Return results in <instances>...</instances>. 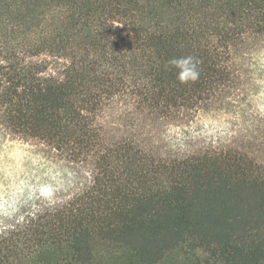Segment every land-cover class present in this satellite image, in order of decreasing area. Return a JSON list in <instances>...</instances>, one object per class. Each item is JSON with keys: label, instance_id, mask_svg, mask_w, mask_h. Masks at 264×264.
Listing matches in <instances>:
<instances>
[{"label": "trees", "instance_id": "trees-1", "mask_svg": "<svg viewBox=\"0 0 264 264\" xmlns=\"http://www.w3.org/2000/svg\"><path fill=\"white\" fill-rule=\"evenodd\" d=\"M261 44L264 0H0V127L74 169L3 217L0 264H264V114L228 145L159 138L238 101Z\"/></svg>", "mask_w": 264, "mask_h": 264}, {"label": "rangeland", "instance_id": "rangeland-1", "mask_svg": "<svg viewBox=\"0 0 264 264\" xmlns=\"http://www.w3.org/2000/svg\"><path fill=\"white\" fill-rule=\"evenodd\" d=\"M250 80L238 101L217 102L198 111L186 122L162 126L160 140L166 152L180 154L211 145H228L248 136L252 117L264 114V44L247 64ZM264 161V150L252 151ZM74 169L56 154L25 141L0 127V223L5 216H20L42 200H56L73 177ZM193 251L168 252L164 264H184Z\"/></svg>", "mask_w": 264, "mask_h": 264}, {"label": "clouds", "instance_id": "clouds-1", "mask_svg": "<svg viewBox=\"0 0 264 264\" xmlns=\"http://www.w3.org/2000/svg\"><path fill=\"white\" fill-rule=\"evenodd\" d=\"M197 63L198 61H196L192 56L174 58L169 61L171 66L181 69V72L178 74V78L182 82L186 77H190L193 80L197 78L199 75L196 67Z\"/></svg>", "mask_w": 264, "mask_h": 264}]
</instances>
